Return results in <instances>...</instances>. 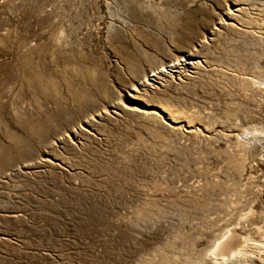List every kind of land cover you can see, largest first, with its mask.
I'll use <instances>...</instances> for the list:
<instances>
[{"label":"rangeland","instance_id":"1","mask_svg":"<svg viewBox=\"0 0 264 264\" xmlns=\"http://www.w3.org/2000/svg\"><path fill=\"white\" fill-rule=\"evenodd\" d=\"M227 1L0 0V264H189L212 248L201 233L224 196L185 192L195 180L213 186L197 170L221 171L235 141L159 129L142 113L156 108L128 90L207 36ZM245 7L250 34H224L212 68L144 99L208 128L256 132L239 205L264 214V0ZM130 54L141 71L124 63ZM118 102L117 119L99 116ZM88 119L93 130L81 132Z\"/></svg>","mask_w":264,"mask_h":264},{"label":"bare ground","instance_id":"2","mask_svg":"<svg viewBox=\"0 0 264 264\" xmlns=\"http://www.w3.org/2000/svg\"><path fill=\"white\" fill-rule=\"evenodd\" d=\"M247 1L248 0H228L223 10L224 18H219L213 24L208 31L207 36L198 40L189 50H181L177 56L170 57L167 60L165 59V61H162L155 67H149L148 72H144L141 78L135 81L128 90V97L130 99L138 101L144 106H154L156 108V110H142V113H144L148 120L159 129L170 131L175 135L194 141H197L202 137H205L208 141L221 143L235 141L233 150L234 158L230 161V163L233 164L232 172L228 171L230 169V163L223 166L221 171H216V169L212 172H203L198 169V177L208 176L213 182V186L209 188L206 184H204L205 186L198 184L201 180H195V182L190 183V185L185 184V186H188V191L185 192L188 196L198 197L203 194L209 195L207 192L210 191H213L212 195H216L215 192L217 191L224 196L223 198L218 199L219 202L217 204L211 205L214 212H216L214 215L216 214L217 217H210L208 215L207 218L212 226L210 229H208V227L206 230H202L201 233V235L210 233L215 236L212 239V248L194 253L190 261L188 260V263L190 262L189 264H254L256 262L264 264V214H253L251 205H239V197L243 192L239 190V184L245 175L243 168L246 167L247 146L250 143L249 140L254 141V139L258 138V134L256 132H241V130L235 125H228L227 130L223 131H221V129H216L214 126V128H208L200 122L194 123L189 116L173 110L170 106L164 103L160 102L158 104H153L145 101L144 95L151 91L157 95L165 94L167 88L175 80L182 82L192 78L196 79L203 70L212 68L213 61L211 56L213 55V52H211V49L216 46L217 41L224 34H228V32L250 34V31L247 30L248 27L245 26L244 20L247 13L245 7ZM128 6L131 8L129 4ZM132 10L134 9L131 8L130 11ZM119 23L122 26H125L126 24L128 25V22L126 23L124 20H120ZM262 39V36L257 38L259 43ZM171 41H174L173 38ZM123 60L128 68L142 70L141 68L143 66L138 62V58L131 57V54L125 55ZM116 106L117 107H114V111L109 113L105 110V112H100L99 116L103 117V115H108L113 119H117L123 111L121 110L120 112L119 108H125V106L119 102ZM136 110L137 109H133L132 111ZM84 124L85 126H79L80 131L91 133V130H93L91 119L84 121ZM60 140V143L64 141L63 139ZM50 153L51 152L48 154ZM49 160V158H44L43 163L48 164ZM206 173H208V175H206ZM227 177L232 178L231 184L227 182L229 179L224 181L223 178L227 179ZM246 179L248 180L249 177ZM184 191L185 190L179 187L174 190V192L178 193ZM206 200L207 199H205V202ZM205 202L203 203V206H205L204 208L209 205ZM203 209H200V211ZM242 210L245 212L239 215V212ZM239 230L246 236H241ZM250 234H254L255 236L258 235V237L263 239L255 241ZM201 239H203V237H201Z\"/></svg>","mask_w":264,"mask_h":264}]
</instances>
